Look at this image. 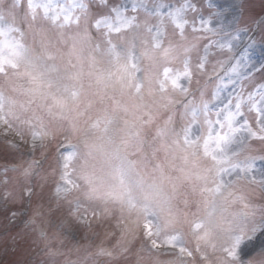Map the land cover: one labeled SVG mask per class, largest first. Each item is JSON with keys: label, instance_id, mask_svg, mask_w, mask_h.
<instances>
[{"label": "rangeland", "instance_id": "1", "mask_svg": "<svg viewBox=\"0 0 264 264\" xmlns=\"http://www.w3.org/2000/svg\"><path fill=\"white\" fill-rule=\"evenodd\" d=\"M81 1L84 0H54L65 7ZM241 1L166 0L162 2L165 7L160 9L161 15H157L155 10L159 0H93L83 12L78 9L73 12V17L81 18L78 24L73 22L63 29H58L40 19L33 29L27 32L24 43L32 49L35 56L44 58L51 54L54 61L49 63L54 62L63 69L71 62L76 65L75 70L83 72L80 81L82 94L79 98V111L73 106L72 110L67 111L61 118L49 115L41 109L39 100H33L29 104L27 89L31 88L32 84L24 75L23 67L18 74L0 75V264H98V260L86 259L90 252L109 257L104 260L105 264H120L122 258H112L113 251H123L130 258L126 264H157V261L161 264H172L178 260L182 261V264H217L223 255L217 249L220 244L227 242L228 233L214 231L213 236L198 240L197 235L191 233L190 237L185 232L190 227L182 222L178 226L179 232L182 233V244L189 252L195 254L194 257L187 254L178 257L181 245L173 248L172 245H161L158 241V247L153 248L142 227L137 228L132 223L136 213L129 215L125 211L124 219L130 229L126 232L117 222L121 217L120 205L90 199L87 195L89 186L82 177L92 172L101 173L102 156L99 153L88 156L85 145L102 142V133L91 129L89 124L97 117L107 114L112 118L107 135L116 142L121 139L128 141L130 158L144 162L145 179L148 182L154 180L161 185L163 191L171 197L172 209L181 221L184 219L183 214H189L188 219L191 220V213H196L198 207L202 208L200 202L191 203L190 208L187 207L185 194L178 191L191 187L198 178L203 181L201 177H207L210 182L212 177L209 171L215 167V162L205 155L202 144H185L180 137L185 124L182 118L184 109L177 120L164 126L163 134L158 136L156 142L150 143L145 151L142 148V132L155 117V108L159 109L163 103L165 107H171L176 97L186 95L180 90L170 88L160 91L158 76L165 67L183 71L187 61L190 76L182 77L180 83L183 88L187 83V89L190 91L191 86L200 88L193 103L199 105L203 99L210 101V108L213 105L222 107L220 102L227 103L225 98L231 96L232 110L235 111L236 97H240L241 115L237 117L236 126L246 119L248 126L257 131V136L253 137L241 129L235 133L228 151L229 154H234V161L254 158V163L251 171L237 169L224 180L227 185L235 180L251 182L246 184L245 199L250 207L264 209V161L259 159L264 156V139H261L262 134L258 131L259 109L264 107V102L257 104L255 108L252 106L260 100L259 93L264 90V84L256 85L254 81H243L261 70L264 64V41L262 44L258 43V40L254 41L249 31L241 23L238 24L242 13ZM133 2L141 5L134 11L136 14L130 11L129 6H132ZM116 4L126 5L125 14L135 17V20L126 29L114 32L111 36L96 31L98 41L93 43L89 58L84 60V41L90 37L94 19L107 14V9ZM197 4L198 9L195 8ZM248 5L246 3L245 8L248 9ZM258 5L262 9L264 0H259ZM26 7L27 0H21V7L18 0H0L3 25L7 26L13 14L16 23L22 24V14ZM179 7L184 9L181 13L182 20L188 21L183 29L177 28L167 15L172 8ZM39 11L42 14V10ZM201 17L209 21L208 27L217 30L215 35L204 31V27L199 23ZM193 20L197 21L195 29ZM253 23H256V20ZM262 37L264 38V30ZM211 41H219L224 44V48L221 49L219 44L209 47ZM134 45L138 46L139 64L134 55ZM162 52H167L166 57L162 58ZM115 54H119L120 63L134 60L138 65L136 82H142L143 85L139 92L130 81L123 85L115 80L98 84L94 77L89 76V72H116ZM145 60L148 64L147 73L142 70ZM83 61L85 71L79 64ZM201 62L203 68L199 67ZM233 68L235 71H232ZM263 70L257 75H262ZM212 77L217 79L207 87L206 84ZM217 90L218 99H214ZM249 95L252 100L248 99ZM34 113L41 118L48 133L42 140H34L28 126L21 123L31 118ZM66 139L79 149L78 155L71 160L69 169L79 188H73L68 193H58L57 182ZM182 146L186 148L183 149ZM170 156L186 157L187 166L168 161ZM37 162L42 163L41 170L46 176L41 175L35 184H31V168H36ZM256 189L260 191L262 207L255 201L256 198L249 197L251 192L256 193ZM31 194L38 201L36 204L32 202L29 207L28 197ZM77 204L82 207L79 213L73 215ZM105 207L110 209V214L104 212ZM28 208L31 209L29 215L22 214L23 210ZM84 209L89 210L88 215L84 221H78V217L84 215ZM93 210L99 213L98 217L91 216ZM255 218L258 220L254 223L248 221L256 226V232L244 259L248 264L251 258L255 263L264 264V231L261 230L264 214H257ZM22 220H28L24 231L20 230L15 235L3 232L9 225L7 222L18 226ZM43 230L49 231L48 236L40 235ZM203 235L202 231L198 233L200 237Z\"/></svg>", "mask_w": 264, "mask_h": 264}, {"label": "snow or ice", "instance_id": "2", "mask_svg": "<svg viewBox=\"0 0 264 264\" xmlns=\"http://www.w3.org/2000/svg\"><path fill=\"white\" fill-rule=\"evenodd\" d=\"M21 7V0H18ZM141 5L133 2L132 9ZM165 5L161 2L156 5V14L161 15L160 9ZM86 8L84 3H71L68 7L63 4L54 2V0H27L26 11L23 15V23L17 24L15 15L13 14L11 21L7 26L3 25L4 17L0 16V75L8 76L9 73L18 74L21 67L25 69L26 75L32 87L27 89L30 96L29 104L33 100H39V107L46 111L49 115H57L63 118L67 111L72 110L76 106L79 111V98L82 94V85L80 81L83 72L75 70L76 65L71 62L66 68H61L54 61V57L48 54L44 58L35 56L32 49L24 43L25 36L28 31L32 30L38 20L43 19L58 29H63L69 23H79L80 17H73V12L79 10L83 12ZM39 10H42V14ZM183 7L172 8L167 15L171 17L177 28L183 29L188 21L182 20L181 13ZM127 6L116 4L107 9V14H102L99 18L94 19L93 27L102 32L106 36L112 33H118L126 29L135 17H128L125 13ZM199 23L204 27V31L216 34V29L208 27L209 21L203 17ZM193 27L197 24L196 20L192 21ZM219 44L221 49L224 44L219 41H211L209 47ZM231 49V45H228ZM117 71L116 72H89V76L95 78L98 84L115 80L121 85L126 81L132 82V86L137 92L142 88V82H136L135 73L139 68L134 60L120 63L119 54H115ZM203 62L199 67L203 68ZM235 71V68L232 69ZM190 76L187 61H185L183 71L165 67L163 72L158 76L157 84L160 91L166 89H176L188 94L187 89L183 88L180 80L182 77ZM219 90L214 94L213 98L218 99ZM260 100L256 101L252 106L255 108L257 104L264 102V90L259 93ZM227 103L221 101V106H209L210 101L201 100L199 105L188 102L184 105L182 118L185 124L180 132V137L185 144L200 143L204 147L205 155L211 157L215 162V167L209 171L212 179L209 182L207 177H201L204 181L200 194L202 196L201 203L204 206V212L198 207L196 213H191V220L188 219L187 213L183 214L184 219L181 221L178 214L173 211L170 200L171 197L163 191L160 184L154 180L148 182L145 179V165L142 160H134L130 158L128 152V141L121 139L119 142L114 141L107 135L109 125L112 118L109 115L97 117L91 121L89 127L94 131L102 133L99 144H86L88 149L87 155L99 153L103 158V166L100 174L92 172L84 174L83 179L89 186L88 197L90 199H100L106 204L109 202L120 205L121 217L117 221L127 232L128 223L125 222L124 213H136L135 220L132 223L143 229L144 235L150 240L153 248L158 247V241L161 245H172L179 248L178 257L191 252L183 246L178 225L182 222L189 224L194 235L198 240L207 239L213 236L214 231H222L228 233L227 242L220 244L217 249L223 255L217 264H248L244 257L248 254L253 243V236L256 232V226L249 224V218L256 214L249 211V205L243 204L240 211H229L230 205L237 201L243 202L244 197L236 196L228 191V185L224 178L231 175L237 169L249 172L253 168L254 158H248L243 161H234L233 155L229 154L228 147L235 138V133L246 130L251 136H257L245 119L242 124L237 125V117L241 115V100L236 97L235 111L232 110L233 99L231 96L225 98ZM249 100L252 96L249 95ZM2 108V103H0ZM86 112V109H85ZM83 114V113H82ZM7 118L5 117V120ZM29 128V132L33 139H43L47 136L46 127L41 118L35 113L27 120L21 121ZM261 139H264V107L259 109L258 118ZM75 128V125H73ZM163 134V133H161ZM22 136V133H21ZM65 148L62 153V165L59 180L57 182V191L68 193L73 188H79L75 184L70 172V162L74 156L79 153L78 146L72 145L69 140L64 142ZM264 161V156L259 158ZM187 203V202H186ZM81 205L77 204L73 210V215L79 213ZM211 209L208 211L207 209ZM89 210L84 209V215L78 217V221H84ZM105 213L110 214V209L104 208ZM264 214V209L260 211ZM92 217H98L99 213L91 211ZM15 215V214H14ZM264 231V225L261 226ZM203 232L202 237L198 236L199 232ZM177 233V234H173ZM251 234V235H250ZM226 245V246H225ZM216 249V246L213 245ZM157 264L161 262L157 261ZM172 264H182V261L172 262Z\"/></svg>", "mask_w": 264, "mask_h": 264}]
</instances>
